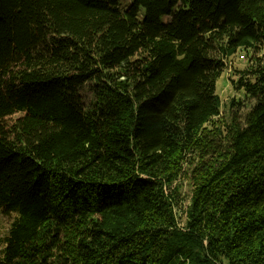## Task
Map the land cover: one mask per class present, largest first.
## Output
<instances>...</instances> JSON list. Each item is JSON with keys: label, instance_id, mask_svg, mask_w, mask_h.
Wrapping results in <instances>:
<instances>
[{"label": "trees", "instance_id": "trees-1", "mask_svg": "<svg viewBox=\"0 0 264 264\" xmlns=\"http://www.w3.org/2000/svg\"><path fill=\"white\" fill-rule=\"evenodd\" d=\"M117 2L0 0V264H264V0Z\"/></svg>", "mask_w": 264, "mask_h": 264}, {"label": "rangeland", "instance_id": "rangeland-1", "mask_svg": "<svg viewBox=\"0 0 264 264\" xmlns=\"http://www.w3.org/2000/svg\"><path fill=\"white\" fill-rule=\"evenodd\" d=\"M118 7L119 9L123 10L128 8L129 5L133 3V0H118ZM172 17L170 15H163V21H168ZM246 58L240 59L239 56L234 57L228 63L227 68L222 72L221 76L216 81V92L220 95L223 105L221 108V114L215 118V123L217 125H221L224 129L225 125L230 121L233 113L236 114L239 119H243L246 113L251 109L255 100L247 97L244 94L243 90H238L232 84L231 78L235 77L234 70L235 68H243L246 65ZM83 95L86 97L87 100H90L93 97L92 89L90 85L86 86L83 89ZM232 99H235L234 103L232 104ZM210 125V124H207ZM181 183V192L182 196L186 199L182 205V208L179 209V219L181 223L184 221V207L187 204L188 196L192 191V185L190 184L189 180L184 178L183 180L179 181ZM13 214L11 213H3L0 209V237H4L7 234L8 228L10 223L13 220Z\"/></svg>", "mask_w": 264, "mask_h": 264}, {"label": "built area", "instance_id": "built-area-1", "mask_svg": "<svg viewBox=\"0 0 264 264\" xmlns=\"http://www.w3.org/2000/svg\"><path fill=\"white\" fill-rule=\"evenodd\" d=\"M241 58H244V55H241Z\"/></svg>", "mask_w": 264, "mask_h": 264}]
</instances>
